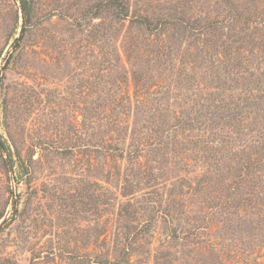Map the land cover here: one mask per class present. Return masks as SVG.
Masks as SVG:
<instances>
[{
	"label": "rangeland",
	"instance_id": "rangeland-1",
	"mask_svg": "<svg viewBox=\"0 0 264 264\" xmlns=\"http://www.w3.org/2000/svg\"><path fill=\"white\" fill-rule=\"evenodd\" d=\"M102 1L0 0V264H264V0Z\"/></svg>",
	"mask_w": 264,
	"mask_h": 264
},
{
	"label": "trees",
	"instance_id": "trees-1",
	"mask_svg": "<svg viewBox=\"0 0 264 264\" xmlns=\"http://www.w3.org/2000/svg\"><path fill=\"white\" fill-rule=\"evenodd\" d=\"M225 5H228L229 7H235V1L236 0H222ZM23 20H22V32L25 30V27L29 25L31 22V0H19ZM102 8L105 10L107 7H111L113 9V13L117 16V18L120 19H126L128 18V21L131 25L139 26L141 30L148 32L147 34H156L160 30H162L164 27L168 26V24H176L184 26L187 28L190 33L188 34L189 37L194 36V33L192 32H198L199 34L204 33L207 28H209L211 24H214V22H217V20H209L203 24H201L198 20H185L183 16H180L179 18H176L175 16H156L152 17L148 14H133L132 16L129 14V5L124 0H109V1H102ZM231 10H233L230 7ZM199 23V24H198ZM197 24L199 26H197ZM197 26V27H195ZM204 30V31H202ZM145 32V33H146ZM195 33V34H198ZM3 75V74H2ZM1 75H0V82H1ZM140 79L134 81V91H133V97L136 101L142 100L143 97L146 96V90L145 85L143 83H140ZM126 93L127 91L124 90ZM125 93V94H126ZM129 95L127 94V97ZM126 100H124V96H120L119 98H116V107H125ZM220 112L219 114H224V109L218 110ZM228 112V111H227ZM212 114V113H211ZM209 114V115H211ZM208 115V116H209ZM192 119H189L188 122H190ZM184 123H186V120H182ZM122 156V155H120ZM260 161V160H258Z\"/></svg>",
	"mask_w": 264,
	"mask_h": 264
}]
</instances>
